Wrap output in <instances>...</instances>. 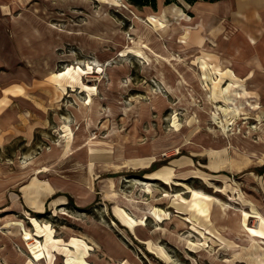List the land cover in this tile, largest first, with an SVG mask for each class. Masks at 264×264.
Segmentation results:
<instances>
[{
  "label": "rangeland",
  "instance_id": "374dc122",
  "mask_svg": "<svg viewBox=\"0 0 264 264\" xmlns=\"http://www.w3.org/2000/svg\"><path fill=\"white\" fill-rule=\"evenodd\" d=\"M196 1L0 0L2 70L48 95L30 131H0V264H264V101L181 43ZM90 138L123 159L87 171ZM43 167L87 171L91 200L26 213L16 182Z\"/></svg>",
  "mask_w": 264,
  "mask_h": 264
},
{
  "label": "crops",
  "instance_id": "0c3cea01",
  "mask_svg": "<svg viewBox=\"0 0 264 264\" xmlns=\"http://www.w3.org/2000/svg\"><path fill=\"white\" fill-rule=\"evenodd\" d=\"M158 3L164 4V0H156V5ZM193 4V30L190 32L189 28L181 29L182 34L187 35L186 41L181 43H188L189 36L193 33L190 48L201 51L206 46L221 67L231 68L239 79L251 85L253 91L264 101V0H197ZM11 35L16 56L24 62L31 58L30 54L34 52V46L31 45L35 40L25 38L24 19L16 28H11ZM197 40H201L200 44ZM40 48L39 45V51ZM1 55L0 48V131L6 135L14 129L22 130L26 120V130L30 131V125L34 123L33 116H44L38 101L48 99V95H41L40 89L33 92L38 95L31 94L29 90H32L30 88L35 82L26 80L24 75L6 74L2 67L7 66V62ZM62 97L63 95H55L51 100L58 102ZM84 104H87L86 101ZM90 139L85 142V154L80 164L81 167H86L87 171L90 165L96 164L97 167L104 158L113 159V164L123 159L121 143L108 144L102 140L91 139L102 148L90 153ZM108 149L110 151L107 152ZM43 170H46V167L36 168L28 179L16 182L15 194L20 198L26 213L43 212L46 203L48 206L56 198H64L57 201L56 206L66 205L67 195L73 197L80 205L91 200L87 171L80 169L48 175L42 172Z\"/></svg>",
  "mask_w": 264,
  "mask_h": 264
},
{
  "label": "trees",
  "instance_id": "16d2710c",
  "mask_svg": "<svg viewBox=\"0 0 264 264\" xmlns=\"http://www.w3.org/2000/svg\"><path fill=\"white\" fill-rule=\"evenodd\" d=\"M130 3L137 6H150L155 9L156 0H128ZM170 0H165V3H168Z\"/></svg>",
  "mask_w": 264,
  "mask_h": 264
},
{
  "label": "bare ground",
  "instance_id": "6f19581e",
  "mask_svg": "<svg viewBox=\"0 0 264 264\" xmlns=\"http://www.w3.org/2000/svg\"><path fill=\"white\" fill-rule=\"evenodd\" d=\"M203 77H205V75H204V74H203ZM221 108H222V107H221ZM215 117H216V116H215ZM213 118H214V117H213ZM213 118H212V119H213ZM177 127H178V126H177ZM177 127H176V128H177ZM62 136H63V137H64V139H65V134H64V133H62Z\"/></svg>",
  "mask_w": 264,
  "mask_h": 264
}]
</instances>
